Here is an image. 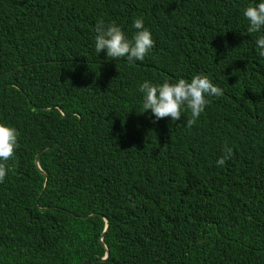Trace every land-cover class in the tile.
Returning <instances> with one entry per match:
<instances>
[{"label":"trees","instance_id":"trees-1","mask_svg":"<svg viewBox=\"0 0 264 264\" xmlns=\"http://www.w3.org/2000/svg\"><path fill=\"white\" fill-rule=\"evenodd\" d=\"M78 1L0 0V122L19 132L0 183V264H264V58L242 15L251 0H89L91 19L143 18L163 59L136 66L84 47ZM200 73L223 91L191 128L140 115L144 80Z\"/></svg>","mask_w":264,"mask_h":264},{"label":"clouds","instance_id":"clouds-1","mask_svg":"<svg viewBox=\"0 0 264 264\" xmlns=\"http://www.w3.org/2000/svg\"><path fill=\"white\" fill-rule=\"evenodd\" d=\"M65 2L66 0H52V6L61 8ZM86 5H90L89 0L78 1L80 15L76 19V23L82 26L76 35L84 47L94 49L95 53L102 54L111 62L125 61L131 66L143 63L150 55L160 61L163 59L155 50L153 33L143 18H134L129 25L105 23L103 20L97 21L84 16L83 7ZM242 15L247 21V33L256 34L254 43L258 56L264 58V0H251L243 9ZM176 28L183 29L184 36H195L192 30L185 32L184 25H177ZM71 36L72 34L69 38L72 41ZM178 46L179 44L173 45L174 48ZM67 69V58L62 57L58 70ZM138 91L141 93V116L154 123H166L167 117L173 122L185 117L184 126L191 128L213 102L211 99L219 98L223 90L207 74L200 73L174 81L164 80L163 83L144 80L138 85ZM18 138L19 132L15 127L0 122V183L13 171L8 162L15 158L19 148ZM223 153L215 162L218 167H222L231 156V147L225 145ZM36 164L40 166V154ZM106 223L109 224L108 220ZM106 228L105 232L109 226Z\"/></svg>","mask_w":264,"mask_h":264},{"label":"water","instance_id":"water-1","mask_svg":"<svg viewBox=\"0 0 264 264\" xmlns=\"http://www.w3.org/2000/svg\"><path fill=\"white\" fill-rule=\"evenodd\" d=\"M108 226H109V224L107 223V227H108ZM106 229H107V228H106ZM100 242H101V244H102L106 249H108L107 246L105 245L104 241H103V236L101 237ZM109 256H110V253L107 252L106 255H105V257L102 259V261H106V260L109 258ZM83 264H87V263H83Z\"/></svg>","mask_w":264,"mask_h":264}]
</instances>
